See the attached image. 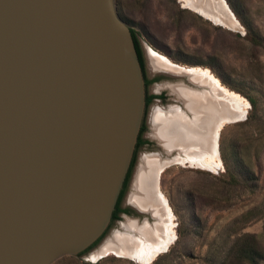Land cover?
Instances as JSON below:
<instances>
[{"label": "water", "instance_id": "obj_1", "mask_svg": "<svg viewBox=\"0 0 264 264\" xmlns=\"http://www.w3.org/2000/svg\"><path fill=\"white\" fill-rule=\"evenodd\" d=\"M146 106L114 0H0V264H51L103 237Z\"/></svg>", "mask_w": 264, "mask_h": 264}, {"label": "rangeland", "instance_id": "obj_2", "mask_svg": "<svg viewBox=\"0 0 264 264\" xmlns=\"http://www.w3.org/2000/svg\"><path fill=\"white\" fill-rule=\"evenodd\" d=\"M222 1L236 27L204 16L184 0H114L117 16L135 33L142 50L150 81L146 95L164 97L146 106L139 134L142 144L136 146L121 205L132 207L129 199L144 156L165 161L157 171L156 195L166 199L174 237L151 262L111 251L104 254L113 248L109 241L128 234L125 225L155 222L151 215L140 213L139 217L135 212L133 217L112 222L86 252L62 256L51 264H244L236 253L244 248L247 236L263 255L258 264H264V0ZM153 57H165L182 69L209 71L242 100L239 118L243 112L245 117L219 131L217 167L177 162L178 151L168 154L156 138V110L185 109L170 86L188 85L155 71ZM152 76L158 80L153 82Z\"/></svg>", "mask_w": 264, "mask_h": 264}, {"label": "bare ground", "instance_id": "obj_3", "mask_svg": "<svg viewBox=\"0 0 264 264\" xmlns=\"http://www.w3.org/2000/svg\"><path fill=\"white\" fill-rule=\"evenodd\" d=\"M187 5L204 16L223 23L225 26L236 27L237 22L219 0H184ZM212 8H211V7ZM154 58V59H153ZM152 59V68L159 72L176 77L187 76L194 88L175 84L170 86L176 93L185 109L174 108L170 111L156 110L153 116V128L157 139L163 144L168 154L178 151L175 160L180 163L188 161L202 167L218 166L217 138L220 129L229 124L230 120L239 119L244 106L242 100L235 94L225 90L219 81L209 72L202 69H182L173 65L165 57ZM190 82V83H191ZM179 83V82H178ZM177 85V86H176ZM218 98V99H217ZM244 110V108H243ZM244 115V112L242 116ZM149 157V156H148ZM143 158V164L138 170L133 192L129 203L141 214H149L155 222L127 224L125 236H116V241H109L108 251L117 255L151 262L160 253L166 251L173 241L172 213L164 197L156 191L157 171L166 162L160 159ZM121 244L123 248L121 249Z\"/></svg>", "mask_w": 264, "mask_h": 264}, {"label": "trees", "instance_id": "obj_4", "mask_svg": "<svg viewBox=\"0 0 264 264\" xmlns=\"http://www.w3.org/2000/svg\"><path fill=\"white\" fill-rule=\"evenodd\" d=\"M131 33H132V37H133V40H134V44H135V49L137 51V54H138V58H139V61H140V64H141V60H140V53H139V47H138V41H137V38L135 36V33L131 30ZM141 67H142V64H141ZM158 98H162L161 95L159 96H146V105L153 99H158ZM142 131V129L140 130V132ZM142 144V141L140 140V138L138 137V141H137V145H141ZM133 162V160H132ZM132 166V164H131ZM130 170H131V167L129 169V172H128V175H127V178H126V181L124 183V187L126 186V182H127V179H128V176H129V173H130ZM122 194V192H121ZM121 194L119 196V199H118V202L116 204V206L118 205V203L120 202V197H121ZM116 208V207H115ZM112 219H113V215H112ZM248 241H244V248H241L237 253H236V258L239 260V261H242L244 262V264H258V260H261L263 259V255L259 252V250L256 248V243H255V240L252 238V237H249L247 236L246 237ZM99 241H97L96 243H98ZM95 243V244H96ZM94 244V245H95Z\"/></svg>", "mask_w": 264, "mask_h": 264}, {"label": "flooded vegetation", "instance_id": "obj_5", "mask_svg": "<svg viewBox=\"0 0 264 264\" xmlns=\"http://www.w3.org/2000/svg\"><path fill=\"white\" fill-rule=\"evenodd\" d=\"M138 47H139L140 60H141V64H142V71H143V76H144V80H145V87H146L150 83V81H149V79H148V77L146 75V70H145V66H144V58H143V54H142V50L140 48L139 42H138ZM152 77H153V79H152L153 82L158 80L157 77H155V76H152ZM146 96H149V95H146ZM161 96H162V98H158V99L163 100L164 97H163V95H161ZM140 140H141V138H140ZM126 185H127V182H126ZM125 187L122 190V194H121V197H120V202L118 203V205L116 206V208H115V210L113 212V219H112L111 223L114 222V221H117V220H121L124 217H133L134 213L136 212L131 207H127V206H122L121 205V198L123 196ZM135 215L139 216L137 213H135Z\"/></svg>", "mask_w": 264, "mask_h": 264}]
</instances>
